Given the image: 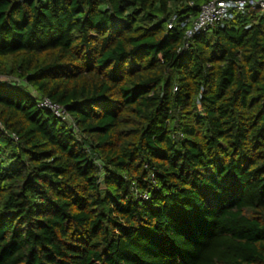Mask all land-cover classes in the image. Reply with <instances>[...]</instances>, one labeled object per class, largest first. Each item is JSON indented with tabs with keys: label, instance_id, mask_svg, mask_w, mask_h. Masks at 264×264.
<instances>
[{
	"label": "trees",
	"instance_id": "1",
	"mask_svg": "<svg viewBox=\"0 0 264 264\" xmlns=\"http://www.w3.org/2000/svg\"><path fill=\"white\" fill-rule=\"evenodd\" d=\"M209 1L0 0V264H264V13L183 50Z\"/></svg>",
	"mask_w": 264,
	"mask_h": 264
},
{
	"label": "built area",
	"instance_id": "2",
	"mask_svg": "<svg viewBox=\"0 0 264 264\" xmlns=\"http://www.w3.org/2000/svg\"><path fill=\"white\" fill-rule=\"evenodd\" d=\"M190 6L194 7L193 3ZM254 11L264 13V0H210L200 7L195 18L186 19L184 23H181L182 27H185L187 24L190 25L185 32L186 41L183 50L189 47V41L194 36L234 20L239 15ZM178 22L177 17H173L169 23V28L176 27ZM38 105L40 109L49 110L62 120H71L65 107L50 99L40 100ZM2 129L3 125L0 122V130ZM13 137L17 139L16 135H13Z\"/></svg>",
	"mask_w": 264,
	"mask_h": 264
},
{
	"label": "rangeland",
	"instance_id": "3",
	"mask_svg": "<svg viewBox=\"0 0 264 264\" xmlns=\"http://www.w3.org/2000/svg\"><path fill=\"white\" fill-rule=\"evenodd\" d=\"M0 80L1 81H10L11 80V78L10 77H8V76H0Z\"/></svg>",
	"mask_w": 264,
	"mask_h": 264
}]
</instances>
